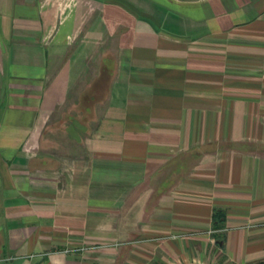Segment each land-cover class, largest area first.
I'll list each match as a JSON object with an SVG mask.
<instances>
[{"label": "crops", "instance_id": "0c3cea01", "mask_svg": "<svg viewBox=\"0 0 264 264\" xmlns=\"http://www.w3.org/2000/svg\"><path fill=\"white\" fill-rule=\"evenodd\" d=\"M0 264H264V0H0Z\"/></svg>", "mask_w": 264, "mask_h": 264}, {"label": "rangeland", "instance_id": "374dc122", "mask_svg": "<svg viewBox=\"0 0 264 264\" xmlns=\"http://www.w3.org/2000/svg\"><path fill=\"white\" fill-rule=\"evenodd\" d=\"M82 94L80 90L71 94L65 104L55 113L47 130H45L44 138L50 143L53 142L51 146L53 150L57 148L60 152H65L67 145L64 143L70 138V135L79 136L81 134V131H73L66 128L71 120H85L84 122L87 124L92 117V115L81 113L83 107L89 102V99H85Z\"/></svg>", "mask_w": 264, "mask_h": 264}, {"label": "trees", "instance_id": "16d2710c", "mask_svg": "<svg viewBox=\"0 0 264 264\" xmlns=\"http://www.w3.org/2000/svg\"><path fill=\"white\" fill-rule=\"evenodd\" d=\"M216 222H220V217H218V218H216V216H215V218H214V225L216 226Z\"/></svg>", "mask_w": 264, "mask_h": 264}]
</instances>
